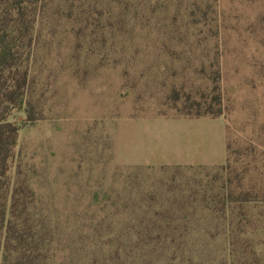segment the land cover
Listing matches in <instances>:
<instances>
[{"label":"rangeland","instance_id":"obj_1","mask_svg":"<svg viewBox=\"0 0 264 264\" xmlns=\"http://www.w3.org/2000/svg\"><path fill=\"white\" fill-rule=\"evenodd\" d=\"M32 35L38 119L10 113L8 174L47 264H264V204L221 203L237 174L263 176L264 0H41ZM215 71L222 164L118 158L130 119L216 108Z\"/></svg>","mask_w":264,"mask_h":264},{"label":"trees","instance_id":"obj_2","mask_svg":"<svg viewBox=\"0 0 264 264\" xmlns=\"http://www.w3.org/2000/svg\"><path fill=\"white\" fill-rule=\"evenodd\" d=\"M40 1L0 0V264H47L44 240L38 235L27 209L32 190L23 181L11 188L8 174L19 130L9 121L10 113L23 111L28 122L38 119L29 97V68L32 32ZM212 79L211 100L217 107L208 103L192 117L221 115L218 71ZM243 172L248 173V169ZM253 174L246 182H243L244 174H237L234 185H227L223 191V206L235 203L241 208L246 203L264 204V171H261L262 177ZM227 181L233 180L227 178ZM241 215L246 217L244 213ZM240 231L244 229L231 231L232 236ZM229 242L233 245V238Z\"/></svg>","mask_w":264,"mask_h":264},{"label":"crops","instance_id":"obj_3","mask_svg":"<svg viewBox=\"0 0 264 264\" xmlns=\"http://www.w3.org/2000/svg\"><path fill=\"white\" fill-rule=\"evenodd\" d=\"M117 137V156L132 165H218L226 159L225 125L211 116L138 117ZM123 148V149H122Z\"/></svg>","mask_w":264,"mask_h":264}]
</instances>
